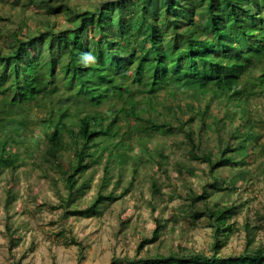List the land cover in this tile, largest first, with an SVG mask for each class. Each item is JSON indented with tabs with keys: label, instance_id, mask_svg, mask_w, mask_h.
I'll use <instances>...</instances> for the list:
<instances>
[{
	"label": "trees",
	"instance_id": "trees-1",
	"mask_svg": "<svg viewBox=\"0 0 264 264\" xmlns=\"http://www.w3.org/2000/svg\"><path fill=\"white\" fill-rule=\"evenodd\" d=\"M25 2L43 5L48 19L65 8L68 25L42 30L39 21L34 31L13 32L12 42L0 45V123H17L24 131L16 145L0 128V177L10 175L8 209L26 158L56 183L59 199L40 202L59 209L62 224L101 215L125 197L141 170L150 169L155 224L125 264H264V212L242 223V251L223 252L240 229L232 195L259 176L253 177L250 163L258 157L264 162V118L251 117L252 99L264 97V0H103L86 10L65 0ZM64 91L76 99L79 113L62 105ZM214 98L239 110L235 124L228 126L214 111ZM47 106L48 114L39 115ZM29 137L42 139L43 147L24 142ZM178 137L188 148L186 158L205 165L201 187L183 181L182 213L191 223L204 217L213 243L209 250L178 243L142 254L164 234L167 220L174 225L179 217L172 212L163 219L165 205L157 211L154 202L163 194L157 173L170 177L172 166L186 180L197 172L174 149ZM63 226L60 234L69 230ZM7 231L11 246L18 245L21 237L10 223ZM71 240L79 243L74 235Z\"/></svg>",
	"mask_w": 264,
	"mask_h": 264
},
{
	"label": "rangeland",
	"instance_id": "rangeland-1",
	"mask_svg": "<svg viewBox=\"0 0 264 264\" xmlns=\"http://www.w3.org/2000/svg\"><path fill=\"white\" fill-rule=\"evenodd\" d=\"M15 1L0 0V45L7 46L12 42L13 32H18V30L21 32L25 29L34 31L36 24H39L36 22L39 21L42 30L52 26L53 23H56L57 29L68 25V16L64 13L65 8L57 11L56 15L51 14L48 19L44 12L45 7L40 3L30 5L25 0ZM102 1L65 0L77 10L94 9ZM190 43L193 41L188 45ZM165 49H168L167 44ZM59 98L63 101L62 105L70 104L72 109L79 113L73 102L76 99L70 101L69 94L65 91ZM207 100H209V95L205 98V101ZM251 103L253 104L251 117L255 122H259L264 118V97L257 95ZM100 107L102 110L106 108L105 103ZM44 108L45 111L39 115L48 114L49 107ZM213 108L224 117L228 126L231 123L235 124L241 115L236 107L219 103L217 98H214ZM0 128L6 130V135L12 143L19 145L14 142L24 134L19 124L0 123ZM259 128L263 133L260 141L264 142V122L259 124ZM29 141L38 149L44 145L42 139L29 137L28 140H24L27 143ZM175 141L174 149L182 154L183 161L196 166L197 172L188 176L186 180L181 179L172 166L168 172L170 177L157 173L163 194L154 202V205L156 204L157 211L165 205L163 211L160 212L165 220L172 212L178 214L179 217L174 225L173 222L167 220L168 227L164 234L155 243L146 244L141 251L142 254L148 251L150 253L166 252V246L176 247L178 243L197 250H209L213 243L212 228L205 222L204 217L197 218L191 223L184 218L182 213L181 194L183 195L185 189L183 181L195 189L201 187L203 184L201 173L205 165L190 162L186 158L185 153L188 148L183 142V137H178ZM250 168L254 178L258 173L259 176L250 185L245 186L242 182L238 194L235 192L232 195L239 205L233 221L240 229L232 233L228 245L223 249L225 253L244 249L246 230L241 226L242 223L246 219L256 221L258 215L264 212V162H261L258 157L250 163ZM149 171L151 170H141L125 197L107 206L101 215L70 217L67 222L63 223L69 227V230L64 229L63 234H60V229L64 226L58 219L59 209L41 203L45 200L55 203L59 199L55 188L56 183L50 181L51 178L43 177L38 167L32 166L26 158L25 163L17 170L16 189H14L16 199L9 209L5 203L8 193L4 191V187L8 188L9 172L0 177V264H125V257L135 254V245L142 236L152 235L155 224V217L152 214V194L149 193ZM226 172L229 173L228 170ZM226 172L224 173L227 174ZM129 179L130 176L125 179V184L129 183ZM57 185L64 193V183L59 181ZM174 187H177V190L173 189ZM94 192L95 187L93 186L85 198L89 201ZM9 211L12 213L10 218L6 216L7 212L10 213ZM7 223L13 225L16 230L15 235L21 237L16 246H11ZM258 230L261 233L263 228H258ZM72 235L79 243L71 240Z\"/></svg>",
	"mask_w": 264,
	"mask_h": 264
}]
</instances>
